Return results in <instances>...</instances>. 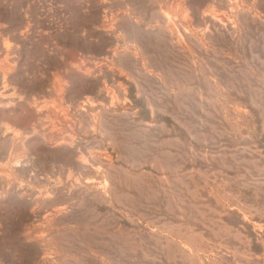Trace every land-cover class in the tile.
Returning <instances> with one entry per match:
<instances>
[{"label": "rangeland", "instance_id": "rangeland-1", "mask_svg": "<svg viewBox=\"0 0 264 264\" xmlns=\"http://www.w3.org/2000/svg\"><path fill=\"white\" fill-rule=\"evenodd\" d=\"M0 264H264V0H0Z\"/></svg>", "mask_w": 264, "mask_h": 264}]
</instances>
